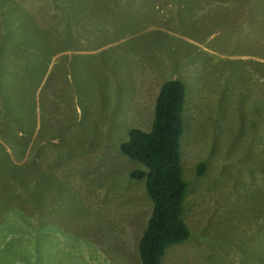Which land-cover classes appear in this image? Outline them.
I'll list each match as a JSON object with an SVG mask.
<instances>
[{
	"label": "rangeland",
	"instance_id": "1",
	"mask_svg": "<svg viewBox=\"0 0 264 264\" xmlns=\"http://www.w3.org/2000/svg\"><path fill=\"white\" fill-rule=\"evenodd\" d=\"M61 1L0 0L8 36L17 27L9 14L20 11L50 32L35 41L42 63L29 57L32 36L22 37L23 57L5 53L0 36V73L5 64L41 69L34 89L25 83L34 97L25 118L7 113L10 82L0 75V264H141L152 205L130 177L141 164L119 145L131 128H151L170 79L187 87L181 154L192 234L164 263L264 264V0H90L84 13ZM27 165L26 190L11 178ZM11 204L36 226L28 240L11 234ZM22 243L27 256L16 252Z\"/></svg>",
	"mask_w": 264,
	"mask_h": 264
},
{
	"label": "trees",
	"instance_id": "2",
	"mask_svg": "<svg viewBox=\"0 0 264 264\" xmlns=\"http://www.w3.org/2000/svg\"><path fill=\"white\" fill-rule=\"evenodd\" d=\"M61 4V7L65 6L63 9L65 11L74 12V10H80L84 13V10L90 4V0H65ZM58 5L60 6V4ZM16 14H9L11 18L15 17L17 23L16 30L11 37L8 36L10 35L8 18L0 16V36L2 37V47L5 53L12 51L14 55L20 53V56L23 57V53L27 54L28 45L22 37L32 36L30 38L35 43L39 36L44 37L46 32H50L44 31L43 27L31 18L27 19L29 15L23 16L21 11L18 15ZM73 18H75L74 15ZM78 18L76 17L75 20L80 22ZM56 25L58 26V24ZM25 33L26 35L24 36ZM43 47L44 44L42 42L32 47L33 50L29 53L30 59H35V61L41 60V63L47 60L45 54L43 55L40 52V49H43ZM249 63L260 66L262 64L259 61H251ZM6 66L5 64L1 68L2 72L0 75H5L3 82L6 79H8L7 82H10V86L6 87L7 96L2 97L3 100H12L9 106L6 104L8 108L7 113L15 118H25L28 116V112L25 109L26 104L34 101L33 94L28 93L25 83L31 84L29 89H34L37 86L36 81L41 73V69H31L29 66H23L16 69V73L14 70V72H9ZM12 73L13 75L16 73L13 80L10 77ZM15 83L16 86L18 85V91L16 87H13ZM186 100L187 87L184 81L170 79L163 82L155 101L154 119L151 128L149 130L137 127L131 128L128 131L127 140L119 145L123 156L141 164V168L132 171L130 177L143 182L146 195L152 205L148 222L138 245L141 264H165L164 258L167 250L171 247L185 244L192 234L184 218L185 202L189 189L187 181L184 178L181 154V137L185 131L184 113ZM19 123L24 124V120H19ZM29 169V165L26 167L14 166L11 181L13 180L27 190L29 176L33 180V172H30ZM197 169L198 174L201 175L205 172L206 166L204 163H200ZM16 200H19V196L17 195ZM25 201L28 202V200ZM6 215L10 223L13 222L11 225L13 226V232L10 231L11 226L9 227V232L14 236H20L21 240L23 239L21 236H25L24 239L28 240V236L34 232L29 227L36 226L30 224L29 220L31 218L26 207L18 208L14 204H11L7 208ZM3 219L4 222L5 218L3 217ZM17 221L19 223H16ZM18 246L16 252H22L27 256L24 252V250L27 251L26 244L22 243ZM25 264H29V262Z\"/></svg>",
	"mask_w": 264,
	"mask_h": 264
}]
</instances>
